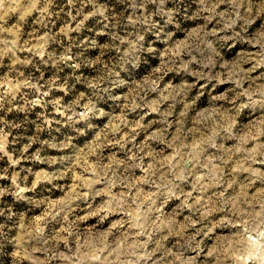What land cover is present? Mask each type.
I'll return each mask as SVG.
<instances>
[{
	"label": "clouds",
	"instance_id": "9594fccd",
	"mask_svg": "<svg viewBox=\"0 0 264 264\" xmlns=\"http://www.w3.org/2000/svg\"><path fill=\"white\" fill-rule=\"evenodd\" d=\"M0 264H264V0H0Z\"/></svg>",
	"mask_w": 264,
	"mask_h": 264
}]
</instances>
